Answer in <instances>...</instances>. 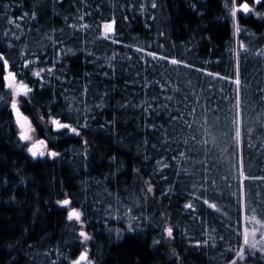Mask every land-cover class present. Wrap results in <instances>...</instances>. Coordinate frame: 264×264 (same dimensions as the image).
Returning <instances> with one entry per match:
<instances>
[{"label":"trees","instance_id":"1","mask_svg":"<svg viewBox=\"0 0 264 264\" xmlns=\"http://www.w3.org/2000/svg\"><path fill=\"white\" fill-rule=\"evenodd\" d=\"M244 2L0 0V264H264V0Z\"/></svg>","mask_w":264,"mask_h":264},{"label":"snow or ice","instance_id":"2","mask_svg":"<svg viewBox=\"0 0 264 264\" xmlns=\"http://www.w3.org/2000/svg\"><path fill=\"white\" fill-rule=\"evenodd\" d=\"M233 2H234V0H233ZM261 2H262V0H253V5H252V7H255V5L260 4ZM152 7H156L155 3L152 4ZM241 9H242V11H243L244 13H248V12H250V11L252 10V8L249 6V4H248L247 2H244V3H242L240 9H232V10H230V14H231V16H232L233 18H235L236 15H237V11H239V10H241ZM81 19H82V17H81ZM83 27H87V25H84ZM235 30H236L237 33L240 31V28H239L238 25L236 26V29H235ZM103 31H104V34H105V38L107 39V38H108V35H109L110 33L113 32V24H112V23H106V24H104V25H103ZM0 61H3L4 65L7 66V61L4 60L3 56H0ZM28 63H31V61L27 62V63L25 64V66H27ZM171 63L175 65V64H179L180 61H178V60H176V59H172V60H171ZM43 71H44V69H40L39 71H35L33 74H34L35 76H37V77H41V74H42ZM48 71H51V69H48ZM209 74H210V73H209ZM7 79H8V81H9V85H8V86H9V87H12V86H13V82H14L15 79H16L15 75L12 74L11 72H9V75H8V78H7ZM234 83H235L236 85H239V84H240V80H239V79H235V80H234ZM29 91H30V89L27 88V87H25L24 85H21L20 88L17 89L18 94H19V92H23V93L26 95ZM239 104H240V101H239V99H238V100H237V103H236V106L239 107ZM13 108H16V104H13ZM239 115H240V113L238 112V113H237V123H239ZM17 116L19 117V111H18V110H17ZM52 123H53L54 125H56L57 128H68V127H70V126L67 125V124H61L58 120H52ZM22 127H23V125H22ZM71 131H73V132H75L77 135H79V133L76 132V129H75V128H72ZM240 136H241V133H240V131H239V129H238V130L236 131V137H237V140H239ZM29 138H30V137H29L28 135H26V134L22 135V139L27 140V139H29ZM41 143H42V142H41ZM34 147H35V145H34ZM40 154L43 155V153H40ZM32 155H33V156H36L37 153H36L35 151H32ZM49 155H50L51 157L54 158V157L57 156V153H55V152H50ZM245 178L247 179V177H245ZM148 191L150 192V191H152V189L149 188ZM205 203H207V201H205ZM69 204H70V201L67 200V199L64 200V201L62 202V205H63V206H67V205H69ZM186 206L189 207V208L192 207L191 204H188V205H186ZM210 206H211V207H215V205H210ZM68 219H69V220L75 219L76 221H80V220H81V213L78 212V211H76V210H71L70 213H69V215H68ZM172 234H173V229H172V228H168V229H167V235H168L169 237H171ZM80 236L83 237V239H84L85 241H87L88 239H90V237H89V236L87 235V233H85L84 231H81V232H80ZM245 243H247V237H245ZM86 260H87V255H86V254L81 255L80 258H79V260L76 261V264H81V262L86 261ZM232 264H235V261H233Z\"/></svg>","mask_w":264,"mask_h":264},{"label":"rangeland","instance_id":"3","mask_svg":"<svg viewBox=\"0 0 264 264\" xmlns=\"http://www.w3.org/2000/svg\"><path fill=\"white\" fill-rule=\"evenodd\" d=\"M239 9H240V6H239ZM18 125H19L20 131H21V133H20L21 137L24 134H26L30 137L27 140H25V139H23V140L26 142V144L28 146V153L32 157L37 158V157L41 156L40 153L45 154L46 152H48V148H47L46 143L45 142L41 143V141H39L38 138L36 137V134L34 132V129L31 125L29 118H27L24 115H19ZM22 125H23V127H22ZM34 145H35V147H34ZM32 151H35L37 153V155L33 156Z\"/></svg>","mask_w":264,"mask_h":264},{"label":"water","instance_id":"4","mask_svg":"<svg viewBox=\"0 0 264 264\" xmlns=\"http://www.w3.org/2000/svg\"><path fill=\"white\" fill-rule=\"evenodd\" d=\"M257 5H259V4H257ZM250 6V5H249ZM251 7V6H250ZM240 8H241V6H240ZM252 8V7H251ZM252 10H253V8H252ZM252 10L250 11V12H248V13H244L243 11H242V9L240 10V12L243 14V15H249L251 12H252ZM18 109H16V111H17ZM85 254V253H84Z\"/></svg>","mask_w":264,"mask_h":264}]
</instances>
